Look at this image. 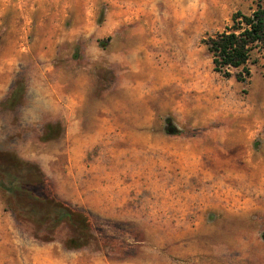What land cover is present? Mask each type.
<instances>
[{
  "label": "rangeland",
  "instance_id": "obj_1",
  "mask_svg": "<svg viewBox=\"0 0 264 264\" xmlns=\"http://www.w3.org/2000/svg\"><path fill=\"white\" fill-rule=\"evenodd\" d=\"M255 2L0 0V264H264V47L201 42Z\"/></svg>",
  "mask_w": 264,
  "mask_h": 264
},
{
  "label": "trees",
  "instance_id": "obj_2",
  "mask_svg": "<svg viewBox=\"0 0 264 264\" xmlns=\"http://www.w3.org/2000/svg\"><path fill=\"white\" fill-rule=\"evenodd\" d=\"M201 42L211 55L214 71L224 77L233 76L237 81H245L250 74L246 64L252 48L255 46L264 47V0H256L255 8L249 14L239 10L235 11L231 15V24L225 30L207 35L201 39ZM231 68L235 71L231 72ZM16 92V89L12 91L9 97L10 102L14 100ZM21 175L19 174V176ZM12 186L16 190L26 191L34 197L32 212L35 213V216H33L39 223H44L46 216L48 217V213L51 212L42 205L44 201H47L44 194L36 193L33 190V185L13 183ZM53 212L54 220L58 223L61 220L66 221L74 231L82 234L85 228L81 227L79 223L87 221L85 215L67 208L60 202L54 203Z\"/></svg>",
  "mask_w": 264,
  "mask_h": 264
},
{
  "label": "bare ground",
  "instance_id": "obj_3",
  "mask_svg": "<svg viewBox=\"0 0 264 264\" xmlns=\"http://www.w3.org/2000/svg\"><path fill=\"white\" fill-rule=\"evenodd\" d=\"M158 32V31H157ZM140 65V64H139Z\"/></svg>",
  "mask_w": 264,
  "mask_h": 264
}]
</instances>
